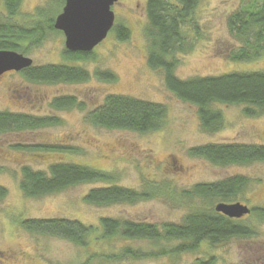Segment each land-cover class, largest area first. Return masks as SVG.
Here are the masks:
<instances>
[{"label":"rangeland","instance_id":"1","mask_svg":"<svg viewBox=\"0 0 264 264\" xmlns=\"http://www.w3.org/2000/svg\"><path fill=\"white\" fill-rule=\"evenodd\" d=\"M250 1H198L193 18L200 34L190 33L191 48L176 54V77L188 79L264 70V52L248 61H234L228 57L230 52L237 51L239 43L228 30L227 17ZM1 3L2 0L0 15L4 10ZM145 3L146 0L114 3L111 8L114 23L126 27L128 37L117 39L115 32H109L86 60L66 59L63 35L49 29H44L45 36L38 45L28 49L27 56L32 58L34 65L67 63L80 67L88 74L85 81L32 82L19 72L0 78V111L52 118L42 127L0 134V186L6 191L0 199V264H191L196 258L210 256L215 258V264H264V218L259 219L251 213L234 219L252 230V235L245 238H230L216 246L202 243L196 251L174 257L104 260L100 257L101 254H117L127 246L142 251L174 246L176 242L173 241L160 243L123 237L97 239L99 219L118 217L180 223L192 208L203 204L197 198L181 197L182 191L195 184L245 176L250 182L231 203L264 208V161L219 166L191 155L192 148L207 143L264 144V112L246 115L243 105L214 104L213 107L221 112L222 126L217 131H204L197 107L178 99L166 88L163 71L147 65ZM60 4V0H21L17 19L27 22L37 8H46L40 17L46 27L45 20L61 9ZM105 71L111 72L114 79L106 80L101 74ZM108 94L162 104L166 109L165 122L160 129L145 133L94 126L87 121V112L100 105ZM61 96L73 97L81 107L56 110L51 103ZM59 145L72 147L74 151L59 150L56 147ZM55 162L97 168L111 173L116 184L137 190L150 183H165L176 190L177 197L171 199L160 193L134 204L94 206L87 203L85 194L92 187L102 185L101 182L80 183L39 197L24 196L19 185L22 167L47 170ZM51 218L78 220L92 225L95 233L87 245L81 246L61 237L31 232L21 223L26 219Z\"/></svg>","mask_w":264,"mask_h":264},{"label":"trees","instance_id":"2","mask_svg":"<svg viewBox=\"0 0 264 264\" xmlns=\"http://www.w3.org/2000/svg\"><path fill=\"white\" fill-rule=\"evenodd\" d=\"M4 12L0 15V50H13L28 54L44 38V29L36 16L27 22L16 19L21 0H3ZM199 0H146L145 13L147 26L145 35L148 40L147 65L151 69L163 71L166 88L178 99L197 107L200 126L204 131H217L223 123L220 110L214 104L243 105L246 115L264 112V70L229 72L216 76H194L180 79L175 76L176 54L191 48L190 33L199 36V26L193 14ZM47 25V23H46ZM51 25L48 26L52 30ZM227 27L239 43L237 51L228 54L234 61L255 59L264 52V0H251L231 12L227 17ZM114 32L118 39L128 37L129 30L116 25ZM190 35V36H189ZM192 39V38H191ZM66 59L86 60L84 53L63 55ZM101 73V72H100ZM32 82H79L88 79L87 72L76 66L45 64L28 68L23 73ZM106 80H113L111 72L101 73ZM97 75V73H96ZM73 97H56L51 106L65 110L80 106ZM164 105L145 101L140 98L108 94L102 103L87 112L86 119L94 126L107 129H125L138 133L160 129L165 122ZM52 118L38 117L24 112L0 111V134L42 127ZM52 147V146H51ZM59 150L74 151L72 147L56 146ZM50 149V146H48ZM72 150V151H71ZM191 155L201 157L219 166L247 165L264 161V144L258 143H207L191 149ZM20 189L26 197H39L64 190L67 187L85 182H101L92 187L84 200L94 206L134 204L163 193L176 199L177 192L168 184L150 183L142 190L125 187L115 183L111 173L97 168L72 162H55L47 170H34L28 166L21 169ZM250 180L242 175L230 176L210 183L195 184L181 192V197L199 199L202 206L194 207L180 223H155L118 217L99 219V237L111 239L123 237L130 240L151 242H176L172 247L164 246L142 251L125 247L117 254H101V259H139L181 253H192L202 243L216 246L230 238H245L252 230L242 222L231 219L214 210L218 201L231 203L246 189ZM6 194L0 186V199ZM251 214L264 218V208L251 207ZM22 226L40 234L67 239L85 246L95 233L92 225L78 220L51 218L23 220ZM89 238V239H88ZM94 255H92V258ZM165 264H175L168 262ZM191 264H215V258H196Z\"/></svg>","mask_w":264,"mask_h":264},{"label":"water","instance_id":"3","mask_svg":"<svg viewBox=\"0 0 264 264\" xmlns=\"http://www.w3.org/2000/svg\"><path fill=\"white\" fill-rule=\"evenodd\" d=\"M118 0H66L54 28L63 32L68 51L89 52L107 35L114 24L111 6ZM32 65V60L11 50H0V76ZM214 210L231 219H240L251 209L240 202H218Z\"/></svg>","mask_w":264,"mask_h":264},{"label":"flooded vegetation","instance_id":"4","mask_svg":"<svg viewBox=\"0 0 264 264\" xmlns=\"http://www.w3.org/2000/svg\"><path fill=\"white\" fill-rule=\"evenodd\" d=\"M60 1H61V4H60V8H61V9H59V11H57V12L55 13V15H53V16H51V17H47V19L45 20V26H46V27L43 26V29L48 30V29H49L48 26L51 25L50 27H51L52 30H50V32H57V33L63 35V37H64V50H63V55H64V54H68V52H70V53H84V54H91V52L96 48V46H98L101 42L104 41V39L107 37V35L109 34V32H114V28H115V26H116L115 23L113 24L112 28H111V29L109 30V32L107 33L106 37H105V38H104V39H103L98 45H96L91 51H89V52H80V51L72 52V51H68V49H67L66 46H65V36H64L63 32L54 28V22H55V19H56V17L62 12L66 0H60ZM116 2H118V1H116ZM116 2H115V3H116ZM113 5H114V4H113ZM113 5H112V6H113ZM1 6H3V8H4V6H5L3 0H2ZM20 6H21V3H20ZM20 6H19V8H20ZM112 6H111V8H112ZM45 9H46V8H37L33 13H31V16H32V15H33V16H36V17H34V18H36V19L41 23V19H40V17H42V16L44 15V13L46 12ZM4 10H5V9H4ZM4 10H3V12H4ZM111 10H112V9H111ZM18 12H19V10H18ZM113 13H114V12H113ZM17 15H18V14H17ZM17 15L15 16L16 19H17ZM28 19H30V18H28ZM28 19H27V20H28ZM17 21H19V20L17 19ZM114 21H115V15H114ZM19 22H20V21H19ZM46 23H47V25H46ZM43 31H44V30H43ZM115 35H116V34H115ZM116 37H117V36H116ZM117 39H118V38H117ZM32 48H33V47H32ZM11 51H13V50H11ZM15 52H16V51H15ZM17 53H19V52H17ZM20 54H21V53H20ZM22 55H24V56H26V57H29V56H27V54H22ZM29 58H30V57H29ZM30 59L32 60V58H30ZM57 65H60V64H57ZM62 65H66V66H68L67 63L62 64ZM33 66H36V65L33 64V60H32V65H30L29 67L23 68V69H21V70H19V71H13V70H12V71H7V72H5L4 74H2V75L0 76V78H1L2 76L6 75V74L13 73V72H19L20 74L24 75V74H23L24 71L27 70V69L30 68V67H33ZM61 97H62V96H61ZM54 99H55V98H54ZM54 99H53V100H54Z\"/></svg>","mask_w":264,"mask_h":264}]
</instances>
